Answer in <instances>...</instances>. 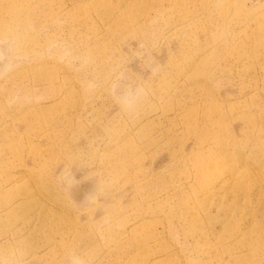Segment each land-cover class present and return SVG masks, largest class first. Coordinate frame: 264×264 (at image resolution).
<instances>
[{"label":"rangeland","instance_id":"rangeland-1","mask_svg":"<svg viewBox=\"0 0 264 264\" xmlns=\"http://www.w3.org/2000/svg\"><path fill=\"white\" fill-rule=\"evenodd\" d=\"M70 251L264 264V0H0V264Z\"/></svg>","mask_w":264,"mask_h":264},{"label":"clouds","instance_id":"clouds-1","mask_svg":"<svg viewBox=\"0 0 264 264\" xmlns=\"http://www.w3.org/2000/svg\"><path fill=\"white\" fill-rule=\"evenodd\" d=\"M121 104L126 109H131L134 107V101L128 97H124L121 99ZM68 264H89L88 258L81 256L80 254H77L75 252H68L66 254Z\"/></svg>","mask_w":264,"mask_h":264},{"label":"bare ground","instance_id":"bare-ground-1","mask_svg":"<svg viewBox=\"0 0 264 264\" xmlns=\"http://www.w3.org/2000/svg\"><path fill=\"white\" fill-rule=\"evenodd\" d=\"M18 112L20 111V110H17ZM142 122L144 123V121L142 120ZM142 122H141V120H139L138 122H137V124L138 125H142ZM146 123V122H145ZM145 123H144V125H145ZM148 123V122H147ZM146 123V124H147ZM141 127V126H140ZM185 129H188V127L187 126H185ZM124 136V135H123ZM119 140V139H118ZM114 144V143H113ZM115 146V145H114ZM125 146V145H124ZM127 146V145H126ZM118 147V146H117ZM116 148V147H115ZM126 148V147H125ZM29 172V171H28ZM30 175V174H29ZM9 182H7V184L5 185V186H9V184L12 182L11 180H8ZM44 185V184H43ZM47 186V185H46ZM47 190V189H46ZM50 194V193H49ZM4 212V211H3ZM49 213H51V211H49ZM61 213H59V215H60ZM39 216V215H38ZM47 216H48V213H45L44 215H42V216H40L39 217V220H40V223H41V226H40V228L37 230V231H39V233H42L46 228L47 229H49V231H51L50 229H52V231L55 229V228H57L58 229V227H53L52 225H49V224H47ZM54 216H55V213H54ZM53 216V217H54ZM57 217V216H56ZM62 217V216H61ZM57 219H58V217H57ZM62 220V219H61ZM53 222V221H52ZM51 222V223H52ZM50 223V224H51ZM60 223V222H59ZM58 223V224H59ZM55 224V223H54ZM57 224V225H58ZM56 225V224H55ZM60 225V224H59ZM63 227V226H62ZM140 228V227H139ZM138 229V228H137ZM136 228H132L128 233H132L133 231H135V230H137ZM68 231V230H67ZM136 232V231H135ZM53 233V232H52ZM43 234V233H42ZM65 234V233H64ZM122 233H120L119 235H121ZM66 235V234H65ZM116 235H117V233H116ZM38 237V236H37ZM141 245H145V241H142L141 242ZM143 250V249H142Z\"/></svg>","mask_w":264,"mask_h":264}]
</instances>
